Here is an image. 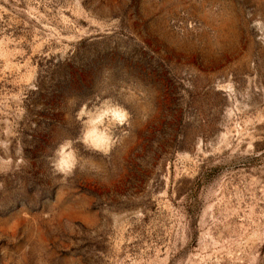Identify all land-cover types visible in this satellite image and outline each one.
Listing matches in <instances>:
<instances>
[{
  "label": "rangeland",
  "instance_id": "rangeland-1",
  "mask_svg": "<svg viewBox=\"0 0 264 264\" xmlns=\"http://www.w3.org/2000/svg\"><path fill=\"white\" fill-rule=\"evenodd\" d=\"M105 99L129 121L55 175ZM0 136V264H264V0H0Z\"/></svg>",
  "mask_w": 264,
  "mask_h": 264
},
{
  "label": "clouds",
  "instance_id": "clouds-1",
  "mask_svg": "<svg viewBox=\"0 0 264 264\" xmlns=\"http://www.w3.org/2000/svg\"><path fill=\"white\" fill-rule=\"evenodd\" d=\"M77 100V96H69L66 104L71 106ZM75 115L80 122L78 136L75 140L71 137L63 139L48 157L53 173L65 179L71 177L79 165L78 152L74 146L76 143L83 144L89 150L107 153L113 142L108 125H124L130 119L128 111L111 99H105L91 108L85 103L78 108ZM27 163L30 161L23 150L13 154L11 139L8 136H0V176H11Z\"/></svg>",
  "mask_w": 264,
  "mask_h": 264
}]
</instances>
